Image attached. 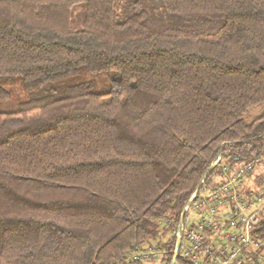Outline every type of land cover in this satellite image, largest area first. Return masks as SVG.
<instances>
[{
  "label": "trees",
  "instance_id": "1",
  "mask_svg": "<svg viewBox=\"0 0 264 264\" xmlns=\"http://www.w3.org/2000/svg\"><path fill=\"white\" fill-rule=\"evenodd\" d=\"M262 157L264 0H0V264H171Z\"/></svg>",
  "mask_w": 264,
  "mask_h": 264
},
{
  "label": "built area",
  "instance_id": "2",
  "mask_svg": "<svg viewBox=\"0 0 264 264\" xmlns=\"http://www.w3.org/2000/svg\"><path fill=\"white\" fill-rule=\"evenodd\" d=\"M259 165L264 166V157ZM257 167L224 164L215 185L193 193L175 231L180 256L192 264H264V241L254 235L264 212V170L253 177ZM146 254L131 251L123 261Z\"/></svg>",
  "mask_w": 264,
  "mask_h": 264
},
{
  "label": "water",
  "instance_id": "3",
  "mask_svg": "<svg viewBox=\"0 0 264 264\" xmlns=\"http://www.w3.org/2000/svg\"><path fill=\"white\" fill-rule=\"evenodd\" d=\"M224 144H229V142H226ZM220 160H221V156L209 167V169L206 172V175L208 173H210V171L220 162ZM203 181H204V178L200 181V183L198 185V188H197V190L195 192H198L201 189ZM185 213H186V210L184 209L183 212H182L181 221H180L179 224H181L183 222L184 217H185ZM180 246H181V241H180L179 238H177L176 247H175V250H174V257H173V260H172L171 264H176L177 263V259H178L179 251H180Z\"/></svg>",
  "mask_w": 264,
  "mask_h": 264
},
{
  "label": "rangeland",
  "instance_id": "4",
  "mask_svg": "<svg viewBox=\"0 0 264 264\" xmlns=\"http://www.w3.org/2000/svg\"><path fill=\"white\" fill-rule=\"evenodd\" d=\"M3 82H6V84L8 85V86H10L11 88H13V86H14V89H17V86L18 85H15V84H17L14 80H12V79H5ZM256 111L255 112H258L259 111V109H255ZM257 169H258V171H260V172H262L263 170H264V166H262V165H259L258 167H257ZM258 174L259 173H255V176H253V177H257L258 176ZM220 177H223L222 175L220 176ZM220 177L218 178V180H220ZM171 235V234H170ZM169 237H171V236H169ZM153 253H157V255H159L158 254V252H153Z\"/></svg>",
  "mask_w": 264,
  "mask_h": 264
},
{
  "label": "crops",
  "instance_id": "5",
  "mask_svg": "<svg viewBox=\"0 0 264 264\" xmlns=\"http://www.w3.org/2000/svg\"><path fill=\"white\" fill-rule=\"evenodd\" d=\"M219 178V177H218Z\"/></svg>",
  "mask_w": 264,
  "mask_h": 264
}]
</instances>
